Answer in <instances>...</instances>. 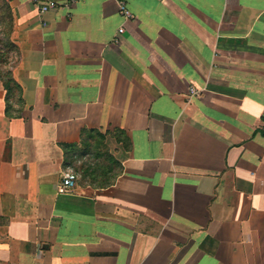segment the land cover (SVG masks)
<instances>
[{
	"label": "crops",
	"instance_id": "obj_1",
	"mask_svg": "<svg viewBox=\"0 0 264 264\" xmlns=\"http://www.w3.org/2000/svg\"><path fill=\"white\" fill-rule=\"evenodd\" d=\"M51 1L0 0V264H264V0Z\"/></svg>",
	"mask_w": 264,
	"mask_h": 264
},
{
	"label": "trees",
	"instance_id": "obj_2",
	"mask_svg": "<svg viewBox=\"0 0 264 264\" xmlns=\"http://www.w3.org/2000/svg\"><path fill=\"white\" fill-rule=\"evenodd\" d=\"M0 13L5 14V16H0V24H4L3 17L9 24V33L3 34L2 37H0V81L2 82L4 89L6 90L8 99L12 91H19L18 86L15 84L11 77V70L15 66V63L18 59V50L14 43L11 41L10 36L12 33L13 25L10 10L6 3H0ZM103 139L104 136L95 130H84L81 133V141L79 145H61L62 151L64 153V168H73L74 163L76 162L75 156L80 155L81 157L87 153H90L91 149H97V144ZM99 155L100 154L97 152V154L93 155V161L91 163H83L78 169H76V171L79 173L78 182L81 185L86 184L93 187H106L112 184V181L105 182V180L100 185L95 183L97 178H99L100 176L107 175L108 178H110L112 165L117 166L116 161L108 154H106V161L108 160L109 165L107 168L105 165H102V168H100L98 163L100 157ZM115 176L116 175H113L112 180L115 178Z\"/></svg>",
	"mask_w": 264,
	"mask_h": 264
},
{
	"label": "built area",
	"instance_id": "obj_3",
	"mask_svg": "<svg viewBox=\"0 0 264 264\" xmlns=\"http://www.w3.org/2000/svg\"><path fill=\"white\" fill-rule=\"evenodd\" d=\"M32 2L35 5H37L40 16H43L47 12L56 9V5L51 0H32ZM74 2H75V0H68V2L65 4L64 8L71 7ZM120 9L126 18L130 17V13L126 10V7L123 3H120ZM119 32L122 33L123 29H120ZM190 94L191 95H198L199 92L194 90V89H190ZM261 126H262V129L264 131V116L261 119ZM75 183H76V176L74 174L69 173V172L63 174L62 178H61V182L58 186V192L61 194H65V193L69 192L70 190H72L75 187Z\"/></svg>",
	"mask_w": 264,
	"mask_h": 264
},
{
	"label": "rangeland",
	"instance_id": "obj_4",
	"mask_svg": "<svg viewBox=\"0 0 264 264\" xmlns=\"http://www.w3.org/2000/svg\"><path fill=\"white\" fill-rule=\"evenodd\" d=\"M2 13H0V16H5V14H2ZM3 20H4V24L3 25L0 24V37H2L3 34L9 33L8 31L9 24L7 23V20L4 19V17H3Z\"/></svg>",
	"mask_w": 264,
	"mask_h": 264
}]
</instances>
